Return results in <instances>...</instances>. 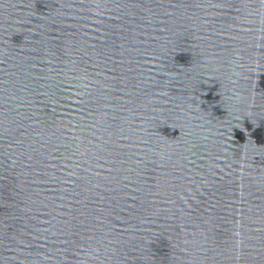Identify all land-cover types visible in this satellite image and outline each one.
I'll return each mask as SVG.
<instances>
[{"label": "water", "instance_id": "water-1", "mask_svg": "<svg viewBox=\"0 0 264 264\" xmlns=\"http://www.w3.org/2000/svg\"><path fill=\"white\" fill-rule=\"evenodd\" d=\"M0 264H264V0H0Z\"/></svg>", "mask_w": 264, "mask_h": 264}]
</instances>
